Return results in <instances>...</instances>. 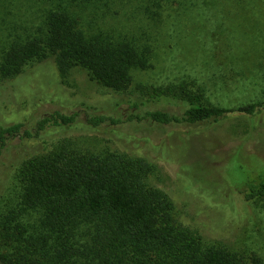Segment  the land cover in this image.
Masks as SVG:
<instances>
[{
  "label": "rangeland",
  "instance_id": "1",
  "mask_svg": "<svg viewBox=\"0 0 264 264\" xmlns=\"http://www.w3.org/2000/svg\"><path fill=\"white\" fill-rule=\"evenodd\" d=\"M193 1L188 0V7L170 3L156 22L134 0L109 1L112 10L106 16L85 11L81 26L87 35L130 44L148 66L129 67L130 85L116 92L81 66L74 67L69 83L63 84L52 57L34 61L16 76L20 84L16 77L0 81V127L4 122L34 121L55 108L82 113L111 99L129 100L126 108L138 103L143 109L176 112L189 99L224 108L263 100L264 0ZM43 15L40 0H10L0 8V59L9 45L6 25L22 17L36 27ZM66 139L153 164L149 182L171 199L177 223L208 244L254 252L264 262V195L245 200L239 191L245 182L264 175V106L251 116L232 111L195 127H50L37 138L9 137L0 154V225L4 215L17 210L24 188L23 159Z\"/></svg>",
  "mask_w": 264,
  "mask_h": 264
},
{
  "label": "trees",
  "instance_id": "2",
  "mask_svg": "<svg viewBox=\"0 0 264 264\" xmlns=\"http://www.w3.org/2000/svg\"><path fill=\"white\" fill-rule=\"evenodd\" d=\"M9 1L0 0V8ZM40 1L44 5L40 25L22 17L21 22L6 25L9 45L0 59V81L52 57L61 83L68 84L72 69L81 66L103 87L120 92L130 85L129 67L148 66L130 44L89 36L82 29L85 11L109 15L112 0ZM134 1L154 22L172 2L188 7V0ZM33 74L37 77L38 71ZM128 101L106 100L82 113L55 108L34 121L4 122L0 154L7 138H37L50 127L100 131L125 124L195 127L232 111L251 116L264 106V99L236 108L189 99L176 112L143 109L138 103L123 107ZM154 170L140 157L91 149L69 139L26 157L21 162L24 188L17 210L4 215L0 225V264H264L254 252L242 254L208 244L177 223L171 199L149 182ZM239 191L245 200L264 195V175L245 182Z\"/></svg>",
  "mask_w": 264,
  "mask_h": 264
}]
</instances>
